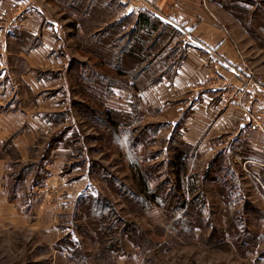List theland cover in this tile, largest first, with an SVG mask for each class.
I'll list each match as a JSON object with an SVG mask.
<instances>
[{
    "label": "rangeland",
    "instance_id": "rangeland-1",
    "mask_svg": "<svg viewBox=\"0 0 264 264\" xmlns=\"http://www.w3.org/2000/svg\"><path fill=\"white\" fill-rule=\"evenodd\" d=\"M39 1L40 28L57 29L66 88L55 136L36 137L30 161L19 162L7 143L0 152L10 158L2 187L11 179L18 188L15 201L9 187L0 200V264H264V168L249 163L248 140H220L215 151L186 148L182 121H168L145 94L164 82L161 75L152 74L144 89H129L156 54L126 56L124 64L119 52L138 17L114 25L148 7L139 0H81L84 8L72 15L57 0ZM210 2L239 29L230 53L264 76V0ZM221 14L219 21L227 20ZM0 30V53H11L3 81L14 88L29 68L19 53L40 39L4 23ZM176 41L174 56L184 59L185 44Z\"/></svg>",
    "mask_w": 264,
    "mask_h": 264
},
{
    "label": "crops",
    "instance_id": "crops-1",
    "mask_svg": "<svg viewBox=\"0 0 264 264\" xmlns=\"http://www.w3.org/2000/svg\"><path fill=\"white\" fill-rule=\"evenodd\" d=\"M139 1L169 18L179 29L191 32L192 42H195V46L186 48L174 79L164 80L145 92L150 103L161 108L168 121H182L185 144L197 147L200 152L215 151L218 141H239L243 137L248 140L254 156L249 163L264 168V135L248 128V117L236 106L230 90L220 88L221 80L231 78L239 62L235 53L228 50L229 46L237 47L240 42L239 29L234 27L232 17L217 9L215 3L208 4L207 0ZM41 5L39 0H0V24L4 23L5 29L20 27L40 39L38 47L29 53H19L29 68L19 76L14 88L9 80L3 81L7 68H10L7 59L11 53H0V152L7 143L19 153V162L30 161L36 137L55 136L58 102L62 88H66L62 74L65 78L67 62L57 53L56 27L40 28L44 19ZM220 14L227 20L220 22L217 16ZM237 25L241 28L239 23ZM53 26L57 24L54 22ZM233 83L239 90L244 80L234 79ZM11 90L16 92L11 94ZM17 103L21 108L16 106ZM26 103L30 106L25 107ZM243 103L250 108L264 109V83L251 88ZM256 156L262 159L257 160ZM9 159V156L0 154L1 201L3 196L6 197L2 181Z\"/></svg>",
    "mask_w": 264,
    "mask_h": 264
},
{
    "label": "trees",
    "instance_id": "trees-1",
    "mask_svg": "<svg viewBox=\"0 0 264 264\" xmlns=\"http://www.w3.org/2000/svg\"><path fill=\"white\" fill-rule=\"evenodd\" d=\"M59 3H62V5L65 6V8L71 10L70 12L72 15L81 13V10L84 8L81 4L83 2H80L81 0H77L75 2L74 0H57ZM90 10V9H89ZM87 9V11H89ZM97 10V9H95ZM94 10V11H95ZM157 12V11H156ZM155 11H150L149 9L147 10H141L138 13L134 14H126L120 20L118 23L114 25L115 28H118L123 20L126 21H131L133 17H138V20L135 21V24L133 27H131L130 31V37L131 41L128 42V45L125 47L124 51H120L119 53H124V64H126V56L131 57V58H136V56L141 57L143 53H146L147 50H149L151 53H155L154 59H152L151 62L146 68H144L140 73L138 74L139 77L136 78V81L132 84L129 89L134 90V91H139L141 89H144L148 84L149 80L148 78L152 74H159V78L157 80H168L172 81L174 77L177 74L178 68L180 66L181 61L183 60V57H175V52L172 51L174 49L171 48L172 44L174 42L177 43L176 40L182 41L185 44L183 53L186 51V47L190 46L192 42V36L191 32L184 31L182 29H179L178 26L173 23L169 18H164L163 16L160 15V13H156ZM93 10L90 12V16L92 15ZM99 13V12H98ZM97 12L93 14L94 16L98 15ZM92 17V16H91ZM76 28V26H73ZM164 27V28H162ZM120 28V27H119ZM118 28V29H119ZM160 29L162 30V33L160 32ZM160 32V33H159ZM125 33L124 35H126ZM124 39V36H122ZM107 44H108V49L112 50V53H115V50H113V45L112 42L115 41L114 36L107 37ZM121 38V37H119ZM183 38V40H181ZM123 39H119V41L122 43ZM178 44V43H177ZM88 53L89 50H87ZM85 51V52H87ZM110 52V56L112 54ZM114 57V54H112ZM135 56V57H132ZM126 57V58H125ZM116 69V72L118 75H124L123 71L121 69ZM144 82V83H143ZM157 81L153 82L156 83ZM145 84V86H142ZM116 86L117 83L115 84ZM138 94L134 98L137 97ZM110 120V118L108 117ZM225 137H222V139ZM184 147L186 148H193L190 145H187L183 143ZM179 156L181 157L184 153L181 150L178 151ZM25 172L29 169H31V166H27L24 168ZM6 187L5 190H7V187H9L8 191V196L11 197L12 202L15 201L17 194L16 191L18 188H12L11 187V179L8 181L7 185H4ZM18 192V191H17ZM10 194V195H9ZM13 194V195H12ZM12 196L14 198H12Z\"/></svg>",
    "mask_w": 264,
    "mask_h": 264
},
{
    "label": "built area",
    "instance_id": "built-area-1",
    "mask_svg": "<svg viewBox=\"0 0 264 264\" xmlns=\"http://www.w3.org/2000/svg\"><path fill=\"white\" fill-rule=\"evenodd\" d=\"M234 79L244 80L243 87L239 90L234 86ZM264 83V76L257 73L240 55L237 68L234 69L231 78L222 79L220 83L221 89L230 90L233 98L236 100V106L244 111L248 117L250 129L260 132L264 135V109L250 108L243 103L244 97L249 93L250 89L255 85Z\"/></svg>",
    "mask_w": 264,
    "mask_h": 264
}]
</instances>
